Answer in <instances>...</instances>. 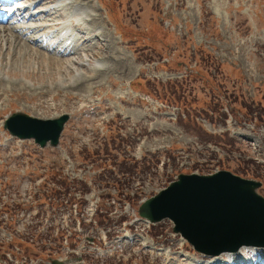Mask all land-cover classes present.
I'll return each mask as SVG.
<instances>
[{"label": "rangeland", "instance_id": "1", "mask_svg": "<svg viewBox=\"0 0 264 264\" xmlns=\"http://www.w3.org/2000/svg\"><path fill=\"white\" fill-rule=\"evenodd\" d=\"M71 3L97 36L82 46L71 19L70 48L84 49L77 56L50 60L41 40L27 41L36 32H14L53 20L52 11L11 24L17 13L5 25L0 264L205 263L170 221L147 229L137 210L180 173L226 170L260 181L264 197V0ZM53 30V42L66 41ZM14 112L70 118L57 147L39 148L3 130Z\"/></svg>", "mask_w": 264, "mask_h": 264}, {"label": "water", "instance_id": "2", "mask_svg": "<svg viewBox=\"0 0 264 264\" xmlns=\"http://www.w3.org/2000/svg\"><path fill=\"white\" fill-rule=\"evenodd\" d=\"M67 114L38 119L14 113L4 129L20 140L34 139L40 147H56ZM261 184L227 171L213 175H184L142 203L138 214L152 223L169 219L179 234L200 254L218 256L242 246L264 247V198ZM52 264H62L53 261Z\"/></svg>", "mask_w": 264, "mask_h": 264}, {"label": "bare ground", "instance_id": "3", "mask_svg": "<svg viewBox=\"0 0 264 264\" xmlns=\"http://www.w3.org/2000/svg\"><path fill=\"white\" fill-rule=\"evenodd\" d=\"M27 2H28V5H26L27 7L23 11H19L18 12V15H22L24 13V15H26L28 17V20L29 21H34V20H40V17L42 15H47L48 16L49 15L48 12L52 11L51 13L53 15H55V18H53V20H51V21L48 20L47 23L44 22V23H40V24H37V25H34V26L22 27V28H19L18 31L14 30V32H17L18 33L17 35H19L20 37L23 38L25 32H28L29 29H31V32H36V34H37V38L38 39L36 41H38V40L43 41L44 36L47 35V34H49L50 32H51V34H50L51 37L50 38H53V34L56 33V31L53 30L54 27H56L57 25H59L58 32L59 33H62V32L64 33L65 32V29H67V27L71 23V19H75L77 21V18H78V24L79 25L78 24L74 25V28L72 30V31H74V33H72L71 35L74 34L75 40H77L78 43H80L82 46L86 47L84 43H87L88 44L89 42L92 41V39H94L95 37H97V36H91L90 37L89 34L87 35V33L84 32L85 30H84V28L81 25L89 23V21L87 22L85 20V17L87 16V13H86V11L84 9L82 10V8H81V10H79L78 13H76V10L78 9V7L77 6H74V4H72V3H75L76 1L71 3V0H36V1L35 0H28ZM51 3L53 5V8H51L49 10H47L48 9L47 8L46 9L47 11H43L44 9L43 10H39V9H42V8H39L37 11L34 10L35 7H37V6H41V5L42 6H45L46 4H47V6H49ZM16 14H13L12 16H7L6 15V22H7V20L9 18L15 17ZM52 14H50V15H52ZM3 18H4L3 15H0V23H1V21H3ZM22 19H25V18L22 17ZM50 19H51V17H50ZM56 21H58L59 23L56 22ZM61 25H62V27L60 28ZM70 27H71V25H70ZM2 28L3 29L0 30V33H2L1 36H0V46H1V48H2L3 42H4V45H6L5 43L7 41H10V39L8 37H6L7 35H5V33H4L5 28H8V27L3 26ZM24 28H26V29H24ZM62 29H63V31H62ZM68 35L71 37L70 34H68ZM19 38H18V36H16L13 40H18ZM72 38H74V37H72ZM45 39H47V38L45 37ZM27 41L30 42V44H34V45H35V42H36L35 40H33V38L30 39V40L28 39ZM63 43L65 44V42H63ZM63 43L61 42V44H59V46H58L59 49H62V51L60 53H57L58 48L54 49L53 52H52V54H50V56H48V59L54 60V61H58L56 59L60 55H61V57H63V56H68V57L69 56H72L73 57L74 55L77 56L78 55V52H80V50L81 51L84 50V49H80V48L79 49L78 48L77 49L76 48L75 49H72V48H70V46H71L70 44H68V45L65 44L63 46L62 45ZM61 45L63 47H65V49L61 48ZM94 45H95L94 47H97L98 46V43H95ZM44 50L45 51H49L47 48H44ZM66 50H67V52H65ZM28 52L30 54V57L29 58H32L34 56L37 57V54H34V53L31 56V54H32L31 52L32 51H28ZM36 53L41 54L37 50H36ZM58 54H60V55L58 56ZM39 58H40V56H39ZM251 250L253 251L255 249L254 248H251V247H242L238 252H235V253L228 252V253L220 254L219 256H206V258H207L206 261L208 263H205V264H228V263H231V264H240V262H241L240 260H241L242 253L243 254L246 253V255H248L249 254V251H251ZM261 250L264 251V249H261Z\"/></svg>", "mask_w": 264, "mask_h": 264}]
</instances>
